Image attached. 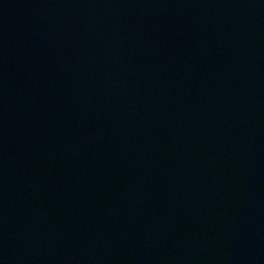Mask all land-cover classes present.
I'll list each match as a JSON object with an SVG mask.
<instances>
[{
	"label": "water",
	"instance_id": "1",
	"mask_svg": "<svg viewBox=\"0 0 264 264\" xmlns=\"http://www.w3.org/2000/svg\"><path fill=\"white\" fill-rule=\"evenodd\" d=\"M0 264H264V0H0Z\"/></svg>",
	"mask_w": 264,
	"mask_h": 264
}]
</instances>
